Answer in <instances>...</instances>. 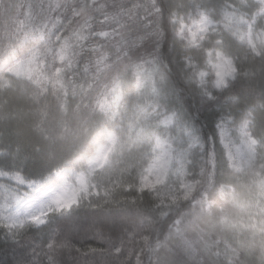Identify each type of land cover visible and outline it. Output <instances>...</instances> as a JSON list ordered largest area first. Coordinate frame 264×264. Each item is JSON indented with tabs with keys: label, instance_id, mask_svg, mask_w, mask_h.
Segmentation results:
<instances>
[{
	"label": "snow or ice",
	"instance_id": "6c2138e0",
	"mask_svg": "<svg viewBox=\"0 0 264 264\" xmlns=\"http://www.w3.org/2000/svg\"><path fill=\"white\" fill-rule=\"evenodd\" d=\"M0 264H264V0H0Z\"/></svg>",
	"mask_w": 264,
	"mask_h": 264
}]
</instances>
